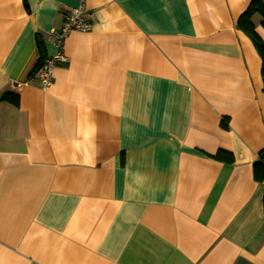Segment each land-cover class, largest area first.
<instances>
[{
	"label": "crops",
	"instance_id": "crops-1",
	"mask_svg": "<svg viewBox=\"0 0 264 264\" xmlns=\"http://www.w3.org/2000/svg\"><path fill=\"white\" fill-rule=\"evenodd\" d=\"M82 1L42 87L38 43ZM250 1L0 0V264H264Z\"/></svg>",
	"mask_w": 264,
	"mask_h": 264
},
{
	"label": "built area",
	"instance_id": "built-area-1",
	"mask_svg": "<svg viewBox=\"0 0 264 264\" xmlns=\"http://www.w3.org/2000/svg\"><path fill=\"white\" fill-rule=\"evenodd\" d=\"M89 16L88 8L82 1L78 7L67 11L60 29H54L49 33V38L53 40L56 52L33 75L42 87L52 85L55 68L66 63L64 45L68 35L73 31L88 32L92 30L93 26Z\"/></svg>",
	"mask_w": 264,
	"mask_h": 264
},
{
	"label": "trees",
	"instance_id": "trees-1",
	"mask_svg": "<svg viewBox=\"0 0 264 264\" xmlns=\"http://www.w3.org/2000/svg\"><path fill=\"white\" fill-rule=\"evenodd\" d=\"M259 14L262 17V27L264 28V3L262 0H251L246 11L239 17L237 21V27L244 31L253 41L254 46L262 60V79H263V90H264V42L261 38L256 34L252 18L254 15ZM39 50L41 53V57L32 70L30 76L34 75L37 70L44 64V56H43V47L42 44L38 43ZM0 101L9 103L13 106L19 105V96L17 93L12 92H4L0 96ZM223 127L226 128V125L223 124ZM225 153L223 151H219L215 156L216 159H222ZM229 161H232V156L229 158ZM254 174L256 180L259 182H263L264 180V152H261L257 162L254 164Z\"/></svg>",
	"mask_w": 264,
	"mask_h": 264
}]
</instances>
